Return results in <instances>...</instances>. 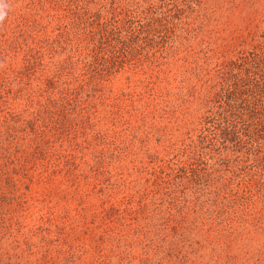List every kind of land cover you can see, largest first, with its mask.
<instances>
[{"label": "trees", "instance_id": "16d2710c", "mask_svg": "<svg viewBox=\"0 0 264 264\" xmlns=\"http://www.w3.org/2000/svg\"><path fill=\"white\" fill-rule=\"evenodd\" d=\"M0 12V264H264V0Z\"/></svg>", "mask_w": 264, "mask_h": 264}, {"label": "rangeland", "instance_id": "374dc122", "mask_svg": "<svg viewBox=\"0 0 264 264\" xmlns=\"http://www.w3.org/2000/svg\"><path fill=\"white\" fill-rule=\"evenodd\" d=\"M181 63H179L178 65H177V69H181ZM183 73H181V74H179V72L177 73V74H175V76H173V79H174V81L172 82V83H168V84H164V83H162V88H164V89H169V90H172V91H175V92H178L180 89H181V87H182V85H183V81H182V79H181V75H182ZM123 84L125 85L126 84V82L125 81H123ZM115 89L117 90V89H119V87H121L122 86V81L120 80V83H115ZM126 117H130V116H128V115H126ZM134 125H136V124H134ZM129 129V128H128ZM127 134H129V133H127Z\"/></svg>", "mask_w": 264, "mask_h": 264}, {"label": "clouds", "instance_id": "9594fccd", "mask_svg": "<svg viewBox=\"0 0 264 264\" xmlns=\"http://www.w3.org/2000/svg\"><path fill=\"white\" fill-rule=\"evenodd\" d=\"M3 18H4V13L0 12V20H3Z\"/></svg>", "mask_w": 264, "mask_h": 264}]
</instances>
